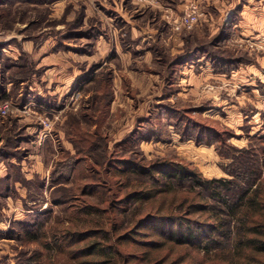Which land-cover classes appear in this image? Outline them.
<instances>
[{
	"label": "rangeland",
	"instance_id": "obj_1",
	"mask_svg": "<svg viewBox=\"0 0 264 264\" xmlns=\"http://www.w3.org/2000/svg\"><path fill=\"white\" fill-rule=\"evenodd\" d=\"M59 1L0 0V95H7L0 105L9 102L12 107L7 116L0 112V145L9 141V132L24 136L20 159L0 161V175L10 176L0 182V264H25L35 250L43 249L21 233L20 223L43 221L51 209L50 223L62 215L65 206L53 202L62 197L53 189L57 177L78 194L87 183L99 181L95 160L78 165L69 181L60 175H69L64 162L84 156L76 154L73 141L88 127L79 118L95 95L103 107L109 97L104 95L106 83L113 98L102 131L108 137V152L116 156L132 154L133 146L117 143L150 119L159 137L137 142L134 148L139 155L184 159L207 178L229 176L224 166L231 159L220 155L217 142L182 140L175 128L178 114H168L159 105H171L226 131L228 144L235 148L247 147L251 138L264 134V37L254 44L232 29L236 8L231 0L212 1L216 5L211 6L193 4L199 8V22L178 31L172 21L189 11L192 4L186 5V0L174 4L170 0ZM224 26L228 36L222 45L210 49L211 54L242 58L237 68L218 71L203 54L184 60L196 45H209L219 37ZM178 61L171 75L170 65ZM44 122L50 123L45 136ZM28 135L30 140L25 138ZM212 138L217 141L216 136ZM104 167L98 169L104 171ZM99 183L104 187L102 179ZM102 193L85 198L109 207V201H98ZM11 229L16 231L13 238Z\"/></svg>",
	"mask_w": 264,
	"mask_h": 264
},
{
	"label": "trees",
	"instance_id": "obj_2",
	"mask_svg": "<svg viewBox=\"0 0 264 264\" xmlns=\"http://www.w3.org/2000/svg\"><path fill=\"white\" fill-rule=\"evenodd\" d=\"M228 32L224 26L219 37L209 45H196L183 56L184 60L203 54L218 71L237 68L242 58L211 54L210 49L222 45ZM174 64L170 65L171 75L179 61ZM108 84L105 104L101 106L99 95L92 98L88 110L79 118L88 127L79 131L78 141L72 139L76 154L84 156L64 162L62 166L67 167L69 175H60L69 181L78 165L95 160L93 166L105 165L104 171L94 167L98 180L105 182L104 187L99 181H92L78 194L74 186L61 185L62 180L57 177L53 189L62 192V197H55L53 202L65 206L62 215L55 216L50 223L51 209L43 221L39 219L34 225L20 223L21 233L43 247L35 250L25 264H40V260H44L42 264H264V134L251 138L247 147L235 148L228 144L226 131L195 120L171 105H159L168 114H178L174 115L175 128L182 140L193 139L198 144L217 142L220 155L231 159L224 166L229 176L207 178L184 159H147L139 155L134 148L136 143L157 136L150 119L140 122L117 143L133 146L132 154L116 156L108 152V137L102 131L113 98ZM6 97L0 95V100ZM79 119L73 125L75 130ZM145 122L150 127L145 128ZM6 138L10 144L8 141L0 145V161L11 157L19 160L24 136L12 131ZM9 145L11 151H7ZM4 179L9 180L10 176ZM4 179L0 175V182ZM39 187L43 189L45 182ZM6 190H10L8 185ZM97 191L103 192L98 201H109V207L103 208L85 198ZM9 234L13 238L16 231L11 229Z\"/></svg>",
	"mask_w": 264,
	"mask_h": 264
},
{
	"label": "crops",
	"instance_id": "obj_3",
	"mask_svg": "<svg viewBox=\"0 0 264 264\" xmlns=\"http://www.w3.org/2000/svg\"><path fill=\"white\" fill-rule=\"evenodd\" d=\"M173 4L179 0H170ZM187 4H195L198 2H206L209 6L216 5L212 3V1H220V0H186ZM235 3L234 7V18L232 20L233 25L232 29L241 35L245 41H250L251 43L256 44V40L259 41L260 37H264V0H231ZM60 3L64 2L63 0L59 1ZM58 2V3H59ZM218 6L220 8V3ZM185 5V6H186ZM233 11V10H231ZM230 11V12H231ZM233 13V12H232ZM233 15V14H232ZM230 26V25H229ZM57 44H60L59 41H56ZM259 43V42H257ZM64 46H71L66 42H63ZM235 74V73H234ZM234 74L231 75L234 77ZM253 84V83H251ZM255 95L259 94L257 89H254ZM191 142V141H190Z\"/></svg>",
	"mask_w": 264,
	"mask_h": 264
},
{
	"label": "built area",
	"instance_id": "obj_4",
	"mask_svg": "<svg viewBox=\"0 0 264 264\" xmlns=\"http://www.w3.org/2000/svg\"><path fill=\"white\" fill-rule=\"evenodd\" d=\"M139 3H151L154 0H136ZM229 21L231 19V15H228ZM200 20V11L197 5H191L189 11L179 17L178 19H174L172 21V27L174 30H181L182 28H191L195 24H197ZM253 46V44H251ZM12 111V107L9 102H4L0 105V112L2 115L7 116L10 114ZM44 130H43V135L45 136L46 133L50 130V123L49 122H44Z\"/></svg>",
	"mask_w": 264,
	"mask_h": 264
}]
</instances>
